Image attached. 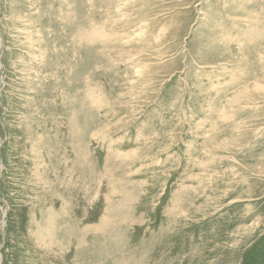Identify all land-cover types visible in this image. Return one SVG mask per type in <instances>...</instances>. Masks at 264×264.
I'll list each match as a JSON object with an SVG mask.
<instances>
[{
	"label": "rangeland",
	"instance_id": "rangeland-1",
	"mask_svg": "<svg viewBox=\"0 0 264 264\" xmlns=\"http://www.w3.org/2000/svg\"><path fill=\"white\" fill-rule=\"evenodd\" d=\"M0 264H264V0H0Z\"/></svg>",
	"mask_w": 264,
	"mask_h": 264
}]
</instances>
